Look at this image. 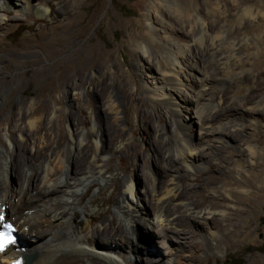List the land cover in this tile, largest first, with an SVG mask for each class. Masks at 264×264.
<instances>
[{"label":"rangeland","instance_id":"rangeland-1","mask_svg":"<svg viewBox=\"0 0 264 264\" xmlns=\"http://www.w3.org/2000/svg\"><path fill=\"white\" fill-rule=\"evenodd\" d=\"M167 1L176 2L181 6L195 2V5L201 7L200 15L202 14L206 20L211 18L207 0ZM234 1L239 7H252L256 14L254 20L245 19L241 24H237L238 16L234 14L227 17L225 23V28L232 33L233 41L241 39L243 42L236 46L235 56L241 59V70H244L239 72L240 69L231 65L233 59H229L227 70H221L219 73L224 82L222 89L217 92L213 85L207 84L201 88V96L195 101L191 83L199 77V70L205 67L199 58L202 47L198 48L199 45L192 41L195 30H189L188 25L181 28L177 21L176 32H173L171 37L181 43H188L191 51L183 56L185 67L183 70L187 81L183 80L181 83L183 85H177L179 90L174 104L179 119L188 125L195 115L197 102L205 103L209 100L215 104L224 100L222 107L230 111L225 110L216 120L205 124V130L209 132L215 130L217 119L222 121L240 115L243 119L240 121L242 127L236 128L241 129L240 134L243 138L239 143L247 142L258 146L262 156L254 164L247 165L245 159L249 157L243 158L236 145L225 144L226 149L215 150L217 144L211 137L201 139L197 128L193 130L190 137L203 165L200 169L185 171L179 175L181 187L178 191L185 187L182 193L185 196L191 193L195 207L215 213L220 210L223 215L209 216L208 219L199 220L196 224L189 223L186 217L183 224L177 220L175 226L177 236L169 232L166 233L167 236L163 235L161 225L155 221L153 205L147 198L152 178H155L156 185L165 184L170 178V171L164 168L166 154L162 157L161 147L163 144H174L176 137L173 122L177 118L169 104L161 100L153 101L155 103L146 100L148 98L145 99L141 87L144 81L159 87V81L153 78L154 75L148 72V68H144L146 65L139 57L147 56L153 65L158 67H163L169 57L163 38H159L163 37L162 29L157 25L153 29L148 23L149 0H33V4L46 10L40 17H36L31 10L12 11L14 15L4 11L6 22L0 26V119L3 120L2 124L0 122V152L3 149L7 150L8 154H18V138L11 135L13 146L9 150L5 144V135H9L7 132L17 134L13 129L15 124L16 128H21L29 137L24 156L31 157L40 148L38 136L43 134V131L41 133L28 131L27 120L32 118L29 115L30 111H26L27 117L19 115L27 110L30 102L34 104L41 102L43 109L47 108L46 105L55 107V115L47 117L48 119H45L42 112L36 115L38 119L48 121V125L52 126L55 133H60V129L67 131V117L71 114L84 136L93 137L89 130L92 113L104 114L106 107L103 106L105 105L103 100L108 94L113 95L118 109V126L123 129L124 134H119L112 142L107 140L108 161L105 176L111 180L92 203L97 205L99 211L94 215L95 219L91 224H96V221L104 216L117 217L112 212L110 199L116 188L113 181L122 174L133 176L134 196L131 203L140 210L141 235L137 236L136 231L128 229L129 237L122 236V241L126 243L131 237L137 236L138 246L135 248L137 251L132 252L136 259L132 258L130 264H154L149 261L155 259L162 263L168 259L165 264H264V253L259 249L264 242V109L260 111L263 113L259 120L261 127L253 128L246 119L245 111L237 108L240 105H234L244 95L264 96V18L258 14L259 11L264 12V0ZM217 2L219 5H232V0ZM162 11L169 20L173 21L174 17H180L167 5L162 7ZM139 43L144 45L143 52L138 47ZM97 60L104 65L96 63ZM93 61L94 66L89 67ZM46 67H50V71L44 76H31L32 72H41ZM80 76L88 83L79 84ZM99 77L108 86V92L103 96L99 95L100 98L91 93L92 87L99 85ZM67 86L71 88L69 94H65ZM225 89L227 91L221 97ZM58 97L63 98L70 107L57 105ZM20 99L26 100V105L22 106V109L18 104ZM97 106H101L100 112ZM205 110L209 111L207 108ZM12 113L16 115L15 119L8 120ZM199 113L203 115L202 112ZM142 114H146L150 121L144 124L141 120ZM109 123L112 125V122ZM159 129L160 134L164 132L163 134L168 136L163 142L159 141L161 137L156 132ZM206 139L215 147L205 144ZM20 143L23 144L24 139ZM84 143H87V139ZM152 144L158 153L150 149ZM129 148L139 151L138 157L135 158L139 164L135 175L128 172L126 166L127 161L133 158ZM62 152L63 150L60 151V156ZM45 160L49 167H53L50 158ZM1 176L0 186L4 181ZM20 178L8 170V189L12 188L18 192ZM212 185L217 190L214 196L209 195L207 191ZM224 188H231L229 197L224 195ZM93 190L91 187L84 194L83 203ZM5 212L8 215L5 216L6 220L14 223L10 213L6 209ZM185 223L190 226L191 231L185 234L187 236L185 242L177 243L178 235L182 236L186 231ZM75 224L76 231L79 232L83 224L79 215L75 219ZM211 231L216 233L214 237L206 234ZM106 239L109 237L103 235L97 237V241L102 245H108L107 242L104 243ZM126 243L121 248L123 254H127L126 251L131 248V244L128 246ZM21 244L19 243V246ZM24 254L27 255L25 252ZM1 263L8 262L1 258Z\"/></svg>","mask_w":264,"mask_h":264},{"label":"bare ground","instance_id":"bare-ground-1","mask_svg":"<svg viewBox=\"0 0 264 264\" xmlns=\"http://www.w3.org/2000/svg\"><path fill=\"white\" fill-rule=\"evenodd\" d=\"M32 1L0 0V12L3 11L0 15V26L6 22L4 11L8 12L9 15H14L12 11L24 12L31 10L36 17L42 16L46 10L37 6V4H33ZM234 2L232 0V5L227 6L225 4L219 5L217 0H207V7L210 9L208 10L211 17L210 20H206L202 14L200 15L201 7L195 5V2L185 6L167 0H149L148 2V23L153 29L156 25L162 29L163 37L159 38H163V44L167 46L166 51L169 52V57L163 67L154 66L151 59L145 55L139 57V60L146 65L144 68H148V72L154 75L153 78L159 81V87L147 84L145 81L141 87L146 96L145 99L148 98L146 100L151 102L161 100L169 104L173 107L172 109H174L177 116V118L175 117L176 121L173 122V131L176 137L174 144H163L161 147L162 157L166 154L164 156V168L170 171V178L167 183L161 185H156L155 178H152L150 190L147 194L148 201L153 205L155 221L161 225L165 236H167V232L169 234L174 233L177 236L175 229L177 220L183 224L185 221L184 217L187 218L189 223L196 224L199 220L208 219L209 216L223 215L220 210L215 213V211L195 207L196 204L191 193L188 196L182 193L185 191V187L178 191L181 187L179 175L185 173V171L200 169L203 165L200 163V154L195 152L197 149L190 137L193 130L197 128L198 136L201 139L211 137L215 141L214 143L217 144L215 150L226 149L225 144L236 145L243 158L249 157L245 159L247 165L254 164L262 156L258 146L247 142L239 143L243 138V135L240 134L241 129L238 130L236 128V126L242 127L240 121L243 119L240 115L237 118L236 116H231L222 121L217 119V128L215 130L213 129L212 132L205 130V124L216 120L225 110L230 111V109L222 107L224 100L222 103L218 101L215 104L210 103L209 100L205 103L197 102L195 105L196 110L194 111L195 115L188 125L181 122L174 104L175 96H177L179 90L178 86L183 85L181 84L183 80L187 81L185 70H183L185 68L183 56L191 51L188 43H181L171 37V34L176 32L175 25L177 21L181 28L184 25H188L190 27L189 30H195L192 35V41L199 45L198 48L202 47L199 52V58L202 60V64H205V67L203 70H199V77L194 79V83H191L195 101L201 96V88L207 84L213 85L217 92L222 89L224 82L219 73L221 70H227L229 59H233L231 65H234L236 69H240L239 72L244 70H241V59L235 56L236 46L243 42L241 39L237 42L233 41L231 38L232 33L225 28V23L227 22V17H231L234 14L238 16L237 24H241V21L245 19L254 20L256 14L251 9L252 7H239ZM164 5H167L172 12L178 13L180 17H174L173 21L169 20L162 11ZM258 14L261 18H264V12L259 11ZM182 17L184 19H181ZM138 47L142 51L144 45L139 43ZM101 58L102 60L104 59L103 57ZM97 62L100 65H104L99 60ZM93 66L94 61L89 67ZM49 71L50 67H46L41 72H32L31 76H44ZM78 78L79 84L82 82L84 84L88 83V81H84L82 76ZM98 81H100L99 85L94 86L95 88L92 87L91 93L99 97V95L103 96L108 92V86H106L104 80H100V77ZM70 89L67 86L65 94H69ZM129 91L132 92L131 89ZM226 91L225 89L221 93V97L225 95ZM131 94L133 95L134 93L132 92ZM63 98L58 97L57 105L70 107ZM103 102L105 103L103 106L106 107L104 114L92 113L89 130L93 133V137L84 136L82 129H79L75 122L76 119L71 114H68L67 117V131L60 129V133H55L56 131L52 126L48 125V121H44L47 117L55 115V107L46 105L47 108L43 109L41 102L35 104L30 102L27 110L19 114L27 117L26 111H30L29 115L32 118L27 120L28 131H34L35 133L43 131V134L38 136L40 148L34 152L33 156H24L25 145H27L29 137L21 128H16V124L13 129L17 131V134L14 135L7 132L9 135H5V144L8 150L13 146L11 135L18 138L19 151L18 154H8V151L3 149L0 152V175H2L1 178L4 180L3 185L0 186V216H8L5 209L10 213L12 218H14V224L18 227L21 241L17 240L15 244H11L1 251L0 264H2L1 258L8 262L7 264H10L18 256H24V252L27 254L25 256H33L29 264H130L129 261L132 258L136 259L132 252L136 250L135 248L138 244L137 236L141 235V229L139 228L141 214L140 210L131 203L134 196L133 176L122 174L113 181L116 188L115 192L110 195V199L112 200V212L117 217L104 216L99 221L97 220L96 224H91V221L95 219L94 215L99 211L97 205L92 203L100 196L101 189H104L111 180L110 177L105 176L108 161L107 140L112 142L119 134H124L123 129L118 126L119 118L117 116L118 109L115 97L108 94ZM18 104L20 109H22V106L26 105V100L20 99ZM234 105H240L237 108L245 111L247 114L246 119L253 128L261 127L262 124L259 120L263 114L260 111L264 109V96L259 94L244 95ZM96 108L99 111L101 106ZM206 108L209 111L205 110ZM212 111L215 113H211ZM39 112L45 114V119L41 120L36 117ZM199 112H202L203 115ZM15 116L13 113L10 114L8 120H14ZM0 120L2 124L3 120ZM141 120L144 124L150 121L146 114H142ZM109 121L117 128H113ZM160 130H156V132L161 137L159 141L163 142L168 136L164 135V132L160 134ZM23 139L24 143L22 144L20 141L22 142ZM86 139L87 143H84ZM209 141L206 139L204 143L212 148L215 147L210 145ZM150 149L158 153L153 144L150 145ZM62 150V156H60V151ZM128 150L133 158L127 161L126 166L128 172L135 175L139 167L135 158L138 157L139 151L133 148ZM46 158H50L53 163L51 166L53 167H49L46 163ZM8 170L14 175L21 177L18 192H15L12 188L8 189ZM91 187L94 190L83 203L82 198ZM121 188L122 191H120ZM230 190L231 188L223 189L226 197L230 196ZM207 191L209 195L214 196L217 190L212 185L209 186ZM170 210L173 211L169 213ZM76 213L83 221L81 227L79 226V232L76 231ZM97 215L99 216L100 214ZM184 225H186L184 226L186 231L183 232L182 236L178 235L179 240H177V243L185 242V238H187L185 234L191 231L188 224L185 223ZM128 229L136 231L137 236L131 237L126 243L122 241V236L129 237ZM27 230L29 231L27 232ZM213 232H206V234L214 237L216 233ZM27 235L29 238H27ZM102 235L109 237V239H106L108 241L102 240L104 243L107 242L108 245H102L97 241V237L100 238ZM19 243L22 244L19 246ZM124 243L128 244V246L131 244V248L126 251L127 254L124 253L126 255L122 253L123 249H121L125 245ZM196 245L194 244V246ZM167 261L168 259L162 263L155 259L149 262L165 264Z\"/></svg>","mask_w":264,"mask_h":264},{"label":"snow or ice","instance_id":"snow-or-ice-1","mask_svg":"<svg viewBox=\"0 0 264 264\" xmlns=\"http://www.w3.org/2000/svg\"><path fill=\"white\" fill-rule=\"evenodd\" d=\"M4 217L0 216V251H3L8 245L14 244L15 239L12 235L14 231L12 225L8 223H3ZM14 264H20L19 261H15Z\"/></svg>","mask_w":264,"mask_h":264},{"label":"water","instance_id":"water-1","mask_svg":"<svg viewBox=\"0 0 264 264\" xmlns=\"http://www.w3.org/2000/svg\"><path fill=\"white\" fill-rule=\"evenodd\" d=\"M23 256V255H22ZM33 259V256H23V263L29 264Z\"/></svg>","mask_w":264,"mask_h":264},{"label":"trees","instance_id":"trees-1","mask_svg":"<svg viewBox=\"0 0 264 264\" xmlns=\"http://www.w3.org/2000/svg\"><path fill=\"white\" fill-rule=\"evenodd\" d=\"M259 249L264 253V242L261 243V245L259 246Z\"/></svg>","mask_w":264,"mask_h":264}]
</instances>
